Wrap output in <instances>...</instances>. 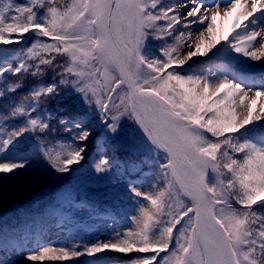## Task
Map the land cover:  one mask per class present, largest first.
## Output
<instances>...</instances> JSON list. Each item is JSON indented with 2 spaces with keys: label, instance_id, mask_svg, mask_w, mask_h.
I'll return each mask as SVG.
<instances>
[{
  "label": "snow or ice",
  "instance_id": "6c2138e0",
  "mask_svg": "<svg viewBox=\"0 0 264 264\" xmlns=\"http://www.w3.org/2000/svg\"><path fill=\"white\" fill-rule=\"evenodd\" d=\"M190 4L70 0L57 6V0H29L20 6L0 2V46L18 44L28 33L36 37L22 50L23 56L0 49V99L23 87L22 80L9 82L6 73L41 77L47 66L59 76L58 83L34 85L0 115L2 121L9 117L24 120L22 126L0 131V158L16 138L50 129L47 119L51 113L47 118L32 115L39 107L35 102L59 96V87L67 85L69 95L75 93L99 108L112 132L117 130L119 116L134 119L151 145L165 153L166 162L160 168L163 176L171 177L154 193L141 192L135 186L130 189L147 201L132 218L135 229L85 246L83 252L45 246L29 254L28 261H67L110 250L152 254L119 264H264V211H260L264 209V123H256L264 121V103H259L264 91L249 97L251 86L235 77L224 76L213 85L208 76L177 71L193 57L207 56L213 49V55L223 51L254 61L264 58V43L258 41L264 37V0H252L250 8L244 0L212 6L190 0ZM6 14H10L7 19ZM193 24L206 26L194 35L189 30ZM149 38L163 41L160 55L147 51ZM221 41L227 47L217 48ZM57 55L67 59L58 63ZM115 71L118 77L112 75ZM122 85L128 91L116 104L113 94ZM237 96L246 114L237 112ZM109 113H114L111 123ZM60 123L71 124L65 130H75L74 143L46 149L44 156L57 172L65 173L83 159L87 148L75 142L88 141L92 132L83 117L62 118ZM236 153H243V158H235ZM109 164L102 160L96 170L103 172ZM24 167L23 161L0 162V173ZM183 197L191 206L185 205ZM233 200L240 209L233 207ZM174 239L176 246L170 251ZM160 253L167 255L160 257Z\"/></svg>",
  "mask_w": 264,
  "mask_h": 264
},
{
  "label": "trees",
  "instance_id": "16d2710c",
  "mask_svg": "<svg viewBox=\"0 0 264 264\" xmlns=\"http://www.w3.org/2000/svg\"><path fill=\"white\" fill-rule=\"evenodd\" d=\"M0 2L24 6L29 0H0ZM68 2L70 0H57V6ZM176 2L177 0H162L165 5ZM10 14H6V19ZM158 23L164 24L165 21ZM13 38H16L15 34ZM35 38L32 33H28L20 43L2 45L0 49L23 56L22 50L30 47ZM40 39L53 42L46 37ZM166 39L169 43L172 42L171 37ZM162 43L163 41L149 38L147 51L153 56L160 55L159 49ZM224 47H227L226 41H223L219 48ZM2 57L3 52H0V58ZM66 59L67 57L64 56H56L58 63H63ZM28 62L35 63L31 60ZM43 67L46 71L41 77L23 73L17 76L5 74L9 82L22 80L23 87L0 99V115L6 114L14 102L28 95L34 85L58 83L59 76L56 72L47 66ZM251 68L253 64L249 63L248 57L235 52L221 51L210 58L201 59L199 63L188 62L177 71L182 74L208 76L211 84L216 78L222 79L224 76L235 77L243 82L250 80L264 82V72H255V74L247 72ZM59 91V96L53 94L47 98L42 97L40 102H35L39 107L32 113L33 116L45 118L51 113V118L47 119L50 129L45 132L26 133L16 138L14 144L0 158V162L25 163L23 169H16L14 173H0V246L6 245L9 239L18 241L20 234L26 231L35 232L45 227L47 229L53 227L60 238H63L64 244L69 243L66 249L83 252L85 246L90 247L97 243L93 240L95 237L102 235L113 240L117 233L135 229L132 218L138 215L141 203L147 206V201L143 197L135 196L130 190L133 186L141 192L154 193L155 188L171 179L170 176H163L160 168V164L166 162L165 153L155 149L147 140V136L138 131H130L129 140L125 143L119 142L116 135L117 122V130L112 132L101 119L98 107L82 101L75 93L69 95L67 85H61ZM75 117L85 119V124L91 129L92 135L86 142H75L76 145H87L83 159L78 164L71 165L68 172L60 173L51 166L44 156V151L58 150L60 145H73L75 130L66 131L65 128L71 127V124L62 125L60 120L62 118L71 120ZM107 119L109 123L112 122L109 114ZM23 123L22 118L9 117L7 121L0 120L3 126L0 131L5 128L12 130L22 126ZM208 135L211 139H216L211 137V134ZM234 157L242 159L243 153H236ZM102 160H109L110 164L105 171L98 172L96 166ZM183 200L185 205L191 206V201L187 197H183ZM232 204L234 208H241L235 200ZM183 223L184 221L181 222ZM179 228L181 225H177V229ZM174 233L178 235L175 230ZM175 246L174 239L170 251ZM147 255L152 254L105 251L95 256L73 257L63 264H119L135 256ZM166 255L160 253V257Z\"/></svg>",
  "mask_w": 264,
  "mask_h": 264
},
{
  "label": "rangeland",
  "instance_id": "374dc122",
  "mask_svg": "<svg viewBox=\"0 0 264 264\" xmlns=\"http://www.w3.org/2000/svg\"><path fill=\"white\" fill-rule=\"evenodd\" d=\"M228 0H203V3L205 5L208 6H212V5H216V4H225L227 3ZM245 3H247L249 5H251L252 0H244ZM176 3H187L189 7H191L190 4V0H177ZM183 11V10H182ZM257 16H259V13L256 14ZM219 23V21H218ZM206 25H198V24H193L190 26L189 30H192L194 35L198 34L199 30H201L203 27H205ZM243 29H237V32H242ZM233 35H235V33H233ZM258 41L260 43H264V37H258ZM220 44L217 45V47ZM256 46H259L258 44ZM187 50V48H183L181 49V52L183 54V52H185ZM216 49H213L212 52H209L207 56H197V57H193L192 60L187 61L185 64H188V62H198L206 57H210L213 55L214 51ZM248 60L250 63H252L254 65V68L257 70H264V58H262L259 61H254L252 60L250 57H248ZM112 75L114 76H119V72L115 71L112 73ZM221 79H215L213 81V85L214 84H218L220 82ZM244 85L247 86H251V91L249 92V97L254 96L256 91H264V88H261V83L260 82H255V83H251L250 81L248 82H244ZM247 90V89H246ZM127 86L126 85H122L120 89L117 90V93L113 94L114 97V101L116 104H120L121 99H123L125 97V94L127 92ZM242 95V93H241ZM236 110L238 113L241 114H246V108L242 107L240 104V99L239 96H237L236 98ZM125 103H127V101H125ZM259 103H264V100L259 101ZM121 111H123V106H121ZM114 113H109V115L111 116ZM242 118V116H241ZM118 124V130H117V139L119 140V142L121 143H125L126 141L129 140L130 138V131L135 132L138 131L140 134H143L146 136V134L143 132V129L140 128V126L134 121V119H132L130 116H128L127 114L125 115H121L118 117V120L116 121ZM43 237V239H41ZM95 241L97 242H107L110 241L109 238L104 237V236H100L95 238ZM61 239L58 237L55 229H50L47 231H42L40 233V235H37L36 237H33V240H30L29 243H25V242H21L20 245L15 246L13 244H8L7 248L4 249L3 253L0 254V264H63L64 261H36V262H30L27 260V256L29 254H32L34 252H36L38 249L42 248V247H54V248H66L67 245L63 244L61 245ZM12 243H14V241H12ZM110 251V250H109Z\"/></svg>",
  "mask_w": 264,
  "mask_h": 264
}]
</instances>
